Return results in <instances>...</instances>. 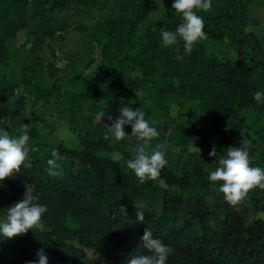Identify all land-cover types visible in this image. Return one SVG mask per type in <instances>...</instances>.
<instances>
[{
  "label": "trees",
  "instance_id": "1",
  "mask_svg": "<svg viewBox=\"0 0 264 264\" xmlns=\"http://www.w3.org/2000/svg\"><path fill=\"white\" fill-rule=\"evenodd\" d=\"M150 1L0 0V64L20 75L16 86L28 85L34 92L31 100L16 97L28 107L22 104L16 109L19 121L0 129L11 136H18L25 125L28 132L34 130L29 120H44L45 108L62 117L78 139L71 146L58 141L62 175L49 174L47 161L53 157L43 138L28 142L25 165L31 167L22 165L14 177L0 181V218L24 197L25 188L47 206L43 231L30 229L12 239L0 236V261L21 241L10 264L37 259L36 253L25 251L36 242L58 264H127L130 256L151 254L140 244L150 229L172 249L166 264H264V190L248 193L245 199L253 208L245 199L232 206L219 190L221 182L207 178L228 147H238L242 140L249 146L250 166L264 169V100L254 98L257 91L264 92V49L258 35L244 28L246 7L253 0H212L209 11L198 13L204 18L205 37L190 54L179 37L177 44L162 47L161 32L175 31L182 22L172 8L174 0H163L169 2L168 11L155 16L148 15ZM20 30L25 32L21 44L15 42ZM227 34H236L232 47L221 43ZM45 46L52 54L58 49L81 55L70 61L69 74L75 78L70 95L64 85L70 81L59 76L54 61L42 65L37 59ZM94 61L97 67L85 75ZM116 65L122 73L115 71ZM84 79L95 85L88 88ZM128 91L161 99L158 106L140 107L146 119L157 122L155 145L174 131L182 146L167 156L158 179L144 183L127 168L138 144L130 140L131 126L124 129L128 134L123 140H106V119L94 120L90 113L104 101L116 116L121 106L134 110L137 100ZM8 104L0 88V110ZM212 132L215 140L203 151H189L191 141H206ZM213 146L218 153L214 158L209 155ZM183 157L191 163L184 164ZM135 204L143 205V222ZM87 248L97 250L98 258L88 257Z\"/></svg>",
  "mask_w": 264,
  "mask_h": 264
},
{
  "label": "clouds",
  "instance_id": "2",
  "mask_svg": "<svg viewBox=\"0 0 264 264\" xmlns=\"http://www.w3.org/2000/svg\"><path fill=\"white\" fill-rule=\"evenodd\" d=\"M157 3V0H154ZM172 8L181 15L182 22L175 31L163 30L161 32L162 47H170L178 43V37L184 42V50L191 53L193 46L204 39L205 22L204 18L198 13L207 12L212 8V0H174ZM177 59L182 60V55H177ZM257 101L264 100V92L257 91L254 94ZM120 115L113 118L108 115V132L105 134L107 140L109 136L114 137L116 141L123 140L128 133L124 126L131 125V135L136 138L138 143L132 149L133 156L127 161V168L131 169L140 183L147 180H156L160 176L161 170L166 166V153L168 145L164 142L157 143L152 147L153 139L159 137L160 133L156 127V121H149L145 118V113L140 109L133 110L129 106H121ZM105 112L99 113L98 118L104 119ZM29 134L27 125L21 129L18 136H11L8 131L0 129V181L9 177H14L19 173L21 166L31 167V164L25 165L29 154ZM191 147L189 151H192ZM217 151L213 146L209 155L217 157ZM53 159H49L48 172L52 176L63 174L59 161L63 157L56 152H52ZM249 156V146L242 140L240 146L228 147L225 155L218 159V166L210 171L208 180L220 183V192L224 199L230 205L235 206L242 202L248 193L260 188L264 190V169L252 167ZM38 195H31L27 188L24 197L14 203L7 210L3 219H0V236L5 239H12L26 234L30 229H39L43 231L42 217L47 211V206L38 203ZM137 207V219L140 222L145 220V210L143 205L135 204ZM121 212H126V207L121 206ZM141 246L146 249L150 255L137 254L127 258V264H166L168 256L172 249L164 244L160 239L154 238L150 229H146L143 236L140 237ZM37 259L28 261L27 264H49V258L44 250L40 248L36 253Z\"/></svg>",
  "mask_w": 264,
  "mask_h": 264
},
{
  "label": "rangeland",
  "instance_id": "3",
  "mask_svg": "<svg viewBox=\"0 0 264 264\" xmlns=\"http://www.w3.org/2000/svg\"><path fill=\"white\" fill-rule=\"evenodd\" d=\"M168 1H163V0H157V3L154 2V0H151L148 4V15L150 16H155L156 14H158L161 11H168ZM246 23H245V30H252L254 31L260 40L261 46L264 49V0H253L252 3L250 5H248L246 7ZM25 36V32L24 30H20L17 34L16 37V43H20L23 40ZM138 36H134L132 38L133 41L136 40ZM236 34H227L222 40L221 43H223L224 45L227 46H233L234 44V40H235ZM209 42H213V39L208 40ZM50 43L52 44L53 41L50 40ZM229 49L231 50V48L229 47ZM74 55L72 52H70V54H67L66 51H62V50H55V52L52 54L47 47L45 46L44 48L40 47L38 52H37V59L40 60V62H42V65H44L43 63H46L48 60H52L54 61V64L58 67V73L59 76L66 79V82L69 80L70 78L67 77L66 74H69L70 70H71V59L74 60ZM76 58H81V55L79 53H76L75 55ZM95 67H97V61H94L88 69H86L85 75H88L90 73L91 70L95 69ZM117 73L121 71V67L120 68H116ZM46 75L50 76L51 75V71L48 69H45ZM115 75L110 76V79H114ZM66 77V78H65ZM74 78V77H73ZM88 78V77H86ZM20 79V75L12 68L9 67H3L0 64V88H4L5 89V93L7 94L8 99L11 102L12 107H14L15 105H20L23 102L20 101V98H18L16 100V97H24L26 100H31L33 99L34 95L32 91H29L28 85H17L14 84L16 83L17 80ZM68 79V80H67ZM115 80V79H114ZM14 84V85H13ZM87 84L90 87H93L95 85V83L93 82H89V80H87ZM66 86L67 89V95H70L72 92V83L67 82V84H64ZM37 93V92H36ZM127 94L129 95V97L131 98H135L137 100V102H135L136 104H134V109H138L140 108V105L143 103V100L141 101V99H139L137 97V95H133L131 91H128ZM140 98L143 97L141 95H139ZM169 98L172 101V103H176L175 101V97L171 94L169 96ZM145 101L147 102V104L150 107L153 106H158L161 102V99L157 98V97H151V95L149 94V97L145 98ZM67 105V102L65 103ZM25 107H28V103L26 102L25 104H23ZM36 107V106H35ZM176 108L177 106L175 104L172 105L171 107V113H176ZM86 109H83V111H85ZM44 112V111H43ZM105 112V116L104 118L107 121V125L109 127V125H111L112 121L108 120V115H112L113 118L117 117L114 114V110L111 107V103L110 102H99L97 106H95L94 108H92L90 110V113L93 115L94 120H98L101 118H98V114ZM45 113V112H44ZM49 112H46L45 114V119L43 121H35L32 120L30 123H32L38 130V135H37V139H48L53 143H57L58 141H62L63 143H65L66 145H75L78 141L77 136L75 133H73L72 131L69 130L68 128V124L67 122L60 116H50L48 115ZM20 117V116H19ZM205 121L207 123H210V119L207 116H204ZM14 122V115L10 114V115H6L5 112H0V127H3V125L5 126V124L7 122ZM3 123V124H1ZM128 125L124 126V129L127 127ZM131 126V125H130ZM132 131V128H131ZM130 140L134 143H142L141 141H137L136 138L134 136L131 135L130 132ZM178 139V135L173 131L171 133H169V138L164 141V143H166L168 145V151L166 153V159L167 156H170L174 151H179L180 149H182V146L177 144L176 140ZM215 140V134L214 132H212L209 136V138L206 141H191L189 143V145L187 146V148L189 149L190 147L192 149H199V150H204L211 142H213ZM152 147L155 146V143L152 141L151 142ZM52 148H54V145L51 146ZM168 161V159H167ZM183 161L184 164H190L191 160L188 157H183ZM214 169H211L210 171H212ZM193 181L197 184L200 182L199 178H195L193 179ZM162 182V181H161ZM222 183V182H221ZM29 190V189H28ZM25 191H27V188H25ZM264 197V194H263ZM245 201L249 204V206L251 208L254 207V204L251 200L249 199H245ZM263 215V213L259 212V216ZM3 219V218H0ZM23 246V244L21 242H16V244H13V246H11L9 248L11 253L8 256H5L4 259L2 261H0V264H10L13 260H14V255H15V251L19 250L21 247ZM42 248L37 242L35 244H29L26 246V250L28 253H37V250ZM86 253L88 257H91L93 259L98 258V252L97 250L94 249H86ZM49 258V264H58V260L54 257H50ZM103 263H107L106 261L102 260ZM61 264H73L70 260L68 261H61ZM14 264H25V258L21 259L17 262H14Z\"/></svg>",
  "mask_w": 264,
  "mask_h": 264
},
{
  "label": "crops",
  "instance_id": "4",
  "mask_svg": "<svg viewBox=\"0 0 264 264\" xmlns=\"http://www.w3.org/2000/svg\"><path fill=\"white\" fill-rule=\"evenodd\" d=\"M233 5L232 4H228V7H232ZM75 58V57H74ZM77 60H79V58H77ZM118 67V65H116L115 66V68H117ZM51 75H52V72H51ZM50 75V76H51ZM67 75V77L68 78H70V83H72V84H74V80H75V78H73L72 77V75H70V74H66ZM84 81H85V84L87 85V87L88 88H91L88 84H87V79H84ZM143 83H145V84H147L146 82V80H143L142 81ZM37 95H38V93H36ZM139 95H141V96H143V97H141L140 98V96ZM129 96V95H128ZM148 95H146L144 92H142V93H139V94H137V97L139 98V99H141V101L143 100V103L140 105V107L141 106H149L148 104H147V102L145 101V98L147 97ZM131 98V97H130ZM132 99H134V100H136L134 97L132 98ZM16 100H17V98H16ZM20 101H22L21 99H20ZM23 104V103H22ZM22 104H20L19 106L18 105H15L14 107H12V105H13V103H12V105H11V102H10V104H8L7 105V107H6V109H2V110H0V112H5L6 113V115H10V114H12V115H14V122H18L19 121V119H20V117H19V115L16 113V109L17 108H19L20 106H22ZM133 108H134V106H133ZM135 110V109H134ZM43 111L46 113V112H49L48 113V115H50V116H56V115H51L50 114V111L48 110V109H45V108H43ZM44 113V114H45ZM46 115V114H45ZM32 120H37V119H33V118H31L30 120H29V123L32 121ZM37 121H43V120H37ZM12 121H10V122H7L5 125H7V124H9V123H11ZM1 124H3V123H1ZM33 127H34V130H31V131H29L28 132V134H29V137H30V141H32V142H35V141H38V139H37V135H38V130H37V128L32 124V123H30ZM4 126V125H3ZM49 142H48V145H47V150H49V151H51V152H53L54 150L56 151V146H57V144H58V142L56 143H53V142H51L50 140H48ZM52 145H54V148H52L51 146ZM19 242H21V241H19ZM22 243V242H21Z\"/></svg>",
  "mask_w": 264,
  "mask_h": 264
}]
</instances>
